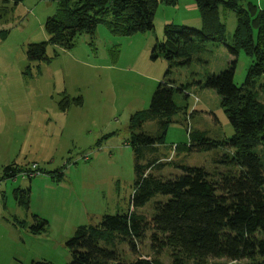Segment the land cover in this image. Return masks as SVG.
Masks as SVG:
<instances>
[{
	"label": "rangeland",
	"instance_id": "obj_1",
	"mask_svg": "<svg viewBox=\"0 0 264 264\" xmlns=\"http://www.w3.org/2000/svg\"><path fill=\"white\" fill-rule=\"evenodd\" d=\"M249 2L264 9V0H243L242 4ZM58 8L55 0L0 3V101H10L16 107L11 113L5 111L7 115L0 113V264L42 259L71 264L66 243L79 226L98 224L106 214L130 209L136 179L134 152L129 145L131 117L149 108L164 79L185 90L174 93L182 111L172 117L165 143L158 147L157 156L166 165L151 172L177 176L182 173L181 165L204 167L211 174L226 171L215 159L234 150L223 145L202 151L187 148L191 131H205L210 139L220 142L235 135L220 95L202 84L207 76L235 63L234 83L241 88L255 60L244 51L237 56L230 53L237 16L223 6L220 20L225 25V43L207 42L190 64L180 66L171 65L164 57L153 58V50L158 41L165 40L168 24L202 29L194 0L170 5L161 2L152 31L120 36L102 23L93 36L79 34L71 49L51 43L45 28ZM42 42H48L49 61H31L29 45ZM252 89L264 102V75ZM66 95L81 97L82 105L61 110L59 102ZM141 130L156 135L159 127L155 121H147ZM34 163L42 174L30 179L4 175L8 165L29 167ZM60 172L62 178L54 176ZM28 188L27 207L15 191ZM140 212L150 216L152 202ZM35 215L49 221L46 232H31ZM119 249L127 261L136 258L126 245ZM139 250L143 257L172 264L170 250L157 254L149 238ZM206 264L252 261L210 258Z\"/></svg>",
	"mask_w": 264,
	"mask_h": 264
},
{
	"label": "trees",
	"instance_id": "obj_2",
	"mask_svg": "<svg viewBox=\"0 0 264 264\" xmlns=\"http://www.w3.org/2000/svg\"><path fill=\"white\" fill-rule=\"evenodd\" d=\"M24 0H0L1 4ZM58 12L47 19L45 28L50 42L71 49L79 34L94 35L99 24H106L114 35L133 36L155 28L156 12L161 4L178 0H55ZM243 0H194L202 17V29L168 24L165 40L154 46L153 58L164 57L171 65H188L193 56L204 50L207 42L225 43V25L220 20V7L237 16L234 44L228 45L232 55L244 51L255 58L245 85L234 83L235 63L219 74L207 76L202 86L214 89L222 99L235 135L223 142L210 139L205 131L190 132V151L217 148L234 150L215 163L226 166L224 172L211 174L204 167L181 165L182 173L165 177L151 172L162 168L158 147L165 143L172 117L182 111L174 101L176 87L164 79L157 86L148 109L131 117L129 145L134 152L135 188L127 212L106 214L98 224L81 225L67 240L71 264H162L158 259L143 257L139 247L146 238L160 254L170 250L172 264H206L210 258L231 261L250 259L264 264V102L252 89L256 79L264 75V9ZM47 43L30 44L31 61H49ZM170 73L168 70L167 74ZM81 97L67 95L59 102L66 111L82 105ZM147 121H155L156 135L141 130ZM179 148V145L176 146ZM27 167L8 165L4 175L13 178ZM41 171V168H40ZM43 170L41 171V174ZM58 175V176H57ZM63 172L56 174L59 179ZM27 207L31 189L15 191ZM152 202L150 216L140 212ZM30 228L34 234L46 232L49 221L35 215ZM126 245L136 256L127 261L120 252ZM29 264H54L33 260Z\"/></svg>",
	"mask_w": 264,
	"mask_h": 264
},
{
	"label": "built area",
	"instance_id": "obj_3",
	"mask_svg": "<svg viewBox=\"0 0 264 264\" xmlns=\"http://www.w3.org/2000/svg\"><path fill=\"white\" fill-rule=\"evenodd\" d=\"M86 160L88 159V156H86L85 158ZM41 172L38 169V164L34 163L31 166L22 169L21 171H19L14 177L13 179L17 178L19 175L23 178H33L37 175H40Z\"/></svg>",
	"mask_w": 264,
	"mask_h": 264
},
{
	"label": "crops",
	"instance_id": "obj_4",
	"mask_svg": "<svg viewBox=\"0 0 264 264\" xmlns=\"http://www.w3.org/2000/svg\"><path fill=\"white\" fill-rule=\"evenodd\" d=\"M14 109H16V107H15V105H13L12 102L0 101V113H4L7 115L8 113H6L5 111H8L9 113H11V110H14Z\"/></svg>",
	"mask_w": 264,
	"mask_h": 264
}]
</instances>
